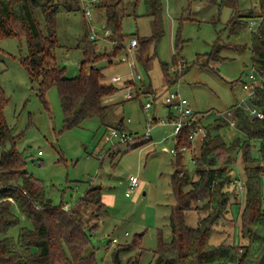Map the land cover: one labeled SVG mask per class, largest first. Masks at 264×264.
Masks as SVG:
<instances>
[{"label": "rangeland", "instance_id": "rangeland-1", "mask_svg": "<svg viewBox=\"0 0 264 264\" xmlns=\"http://www.w3.org/2000/svg\"><path fill=\"white\" fill-rule=\"evenodd\" d=\"M79 1V8H62L56 15L54 54L65 74L75 76L81 70L84 47L91 50L90 55L96 53L93 61L101 67L105 81L119 86L114 94L102 99L104 105H110L105 116L88 118L80 126L66 128L57 87L52 85L45 92V101L40 97L39 81L30 76L23 63L28 53L27 39L16 35L0 37V87L7 99L4 115L12 133L18 136V150L26 156L24 169L44 185L53 203L71 207L89 186L100 190L106 209L103 216L93 213V204L87 206L81 201L77 206L88 226L94 227L91 246L98 264H113V247L132 242L137 235H141V247L132 245L120 251V258L127 260L139 254L138 264H152L159 236L171 239L169 215L176 204L171 152L174 134L168 131L173 128V107L165 102V97L179 91L204 126L219 117L220 112L242 102L248 93L243 81H248L254 71L248 47L251 31L247 27L239 35L230 33L229 21L238 11L222 4V0H162V11L157 15L158 31L154 16L145 11L144 0H120L126 46L114 56L112 41L89 40L93 29L102 32L104 11L96 3L91 4L92 0ZM256 1L240 0L239 12L248 13L254 4L258 5ZM86 8L91 10V16L85 14ZM253 10L259 8L255 6ZM153 34L156 39L149 42L142 59L139 46L128 48L133 37L148 39ZM218 42L222 46L214 60ZM244 44H248L246 49L239 51ZM175 55L180 58L177 64ZM124 56L134 62L136 73L141 76H134L130 86L123 85L131 77V65L122 61ZM106 57H112L110 63ZM181 63V70L185 71L173 82L174 69ZM90 64H85V70H89ZM164 64L169 67L172 81L166 79ZM115 75L122 80L114 81ZM128 91L133 93L130 98L126 97ZM148 101L152 106L146 108ZM112 128L126 132L128 140L111 136ZM219 132L228 141L242 135L230 124ZM201 140H193V147L184 151L183 168L191 178L196 177L193 155L199 152ZM234 172L241 186L240 158ZM130 175H135L141 185L127 195ZM189 187L186 184L184 189ZM241 205L233 207L236 217ZM186 219L195 226L197 213L190 210ZM22 223L31 225L29 220ZM18 230V226L13 227L9 234L17 238ZM237 232L234 225L231 233L232 237L236 235V241ZM4 235L0 231V238ZM222 238L215 233L212 242L219 243Z\"/></svg>", "mask_w": 264, "mask_h": 264}, {"label": "trees", "instance_id": "trees-1", "mask_svg": "<svg viewBox=\"0 0 264 264\" xmlns=\"http://www.w3.org/2000/svg\"><path fill=\"white\" fill-rule=\"evenodd\" d=\"M119 2H96L111 29L109 38L113 40L114 56L126 46ZM144 2L145 11L154 16L158 31L157 15L162 11V0ZM234 2L237 5H233ZM257 2L258 5L254 4L246 13L239 12L240 0L221 1L238 11L229 21L233 35L244 31L250 19L261 18L256 28L250 30L249 46L244 44L239 51L250 48L252 67L261 77V84L249 102L264 112V0ZM255 6L259 8L256 12ZM79 7V0H0V37L16 35L27 39L28 53L23 63L30 76L39 81V95L44 101L45 92L52 85L57 87L66 128L80 126L88 118H103L110 105H104L102 99L119 89L118 85L105 81L101 67L93 61L96 53L90 55L87 45L79 74L67 76L65 68L57 65L54 54L56 15L62 8ZM152 37H136L140 58L149 42L156 39L154 34ZM221 46L219 42L215 45L214 60ZM106 58L110 63L112 57ZM174 61L177 64L180 58L175 55ZM87 62H91L89 70L84 68ZM163 69L166 79L172 81L168 65L164 64ZM184 71H174L173 82ZM6 102L0 87V231L5 234L0 238V264H98L95 248L91 246L94 227L88 226L77 206L81 201L87 206L93 204L96 208L93 213L103 216L106 209L100 190L89 186L68 209H64L63 203H53L44 185L24 169L26 156L18 150V136L12 133L4 115ZM230 109L235 128L242 135L228 141L219 132L221 127L230 124L227 114L205 126L207 135L200 142L199 152L193 155L197 167L195 178L183 168L184 152L180 148L193 147L190 132L201 123L200 118L174 136L177 151L172 159L175 166L172 185L176 204L169 215L171 239L163 234L159 236L152 264H257L264 251V117L250 115L238 104ZM238 158L242 163L241 186L234 172ZM186 184L190 185L187 190L184 189ZM238 203L242 205L236 217L233 207ZM190 210L197 213L195 226L187 223ZM24 220H29L31 225L23 224ZM234 225L238 227L237 241L236 235L232 237L231 233ZM16 226L19 227L17 238L9 234ZM215 233L222 235L221 242H212ZM132 245L141 247V235L132 242L117 243L113 247V264H138L139 254L127 260L120 258V251Z\"/></svg>", "mask_w": 264, "mask_h": 264}, {"label": "built area", "instance_id": "built-area-1", "mask_svg": "<svg viewBox=\"0 0 264 264\" xmlns=\"http://www.w3.org/2000/svg\"><path fill=\"white\" fill-rule=\"evenodd\" d=\"M83 1V0H82ZM98 0H92V3H96ZM84 12L87 16H91V10L89 8L84 9ZM261 19V18H260ZM258 18H252L250 19L248 23V29L249 30H254L259 23ZM102 26V32L99 33L95 31L93 28V31L90 33L89 38L91 40H97V39H108L109 41H112L109 38V35L111 34V29L107 26L105 20H102L101 22ZM138 46V39L136 37H133L130 41V44L128 48H133ZM122 61H129V64L131 65V71L128 79H126L123 82L124 86H130L131 83L134 82V76L137 78H140V74L136 73V67L133 61L129 60V58L124 56L122 58ZM95 66V65H94ZM184 65L181 63L178 68H175L174 71L176 70H181ZM114 81H120L122 80V77L120 75H115L113 76ZM261 77L253 71L252 73L249 74V80L244 81L243 87L248 90L247 97L242 100V102H239V106H243L246 108V110L249 112L250 115L256 116L258 118H263L264 117V112L259 109L258 107L250 104L249 100L252 96L255 94L256 87L261 84ZM133 96V93L127 92L126 97L130 98ZM165 102L168 103L170 106L173 107L172 111V125L173 128L170 129L174 136L185 126L192 125L194 122L197 121V117L194 115V112L192 110V107L188 101L187 98L183 97L179 91L175 92H170L166 97H165ZM152 106V103L148 101L145 105L146 108H149ZM229 115L230 116V125L231 126H236L235 125V119L231 118L232 110L229 109L226 112H220V115ZM130 120V118H128ZM197 123V122H196ZM149 127H151V123H149ZM207 135V129L204 125L196 124L194 127H192L191 132H190V138L192 140H195L197 138L203 139ZM111 136L113 137H121L123 140H128V134L124 131H120L119 129L112 128L111 130ZM187 148L185 146H182L180 150L184 152ZM177 150L173 147L171 148V152L174 154ZM41 152V151H40ZM141 185L140 180L135 176V175H130L129 176V188L126 192L127 195L131 194L135 189L139 188ZM69 207L67 205H64V209H68ZM113 242L117 241V238L114 237Z\"/></svg>", "mask_w": 264, "mask_h": 264}, {"label": "water", "instance_id": "water-1", "mask_svg": "<svg viewBox=\"0 0 264 264\" xmlns=\"http://www.w3.org/2000/svg\"><path fill=\"white\" fill-rule=\"evenodd\" d=\"M257 264H264V251L262 252V254L260 255Z\"/></svg>", "mask_w": 264, "mask_h": 264}, {"label": "crops", "instance_id": "crops-1", "mask_svg": "<svg viewBox=\"0 0 264 264\" xmlns=\"http://www.w3.org/2000/svg\"><path fill=\"white\" fill-rule=\"evenodd\" d=\"M122 118V117H121ZM168 131H170V129L168 128Z\"/></svg>", "mask_w": 264, "mask_h": 264}]
</instances>
